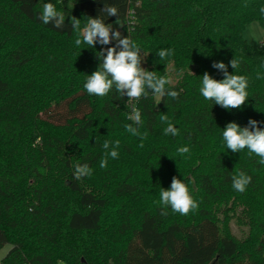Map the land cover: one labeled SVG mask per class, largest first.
Returning <instances> with one entry per match:
<instances>
[{
    "label": "trees",
    "instance_id": "trees-1",
    "mask_svg": "<svg viewBox=\"0 0 264 264\" xmlns=\"http://www.w3.org/2000/svg\"><path fill=\"white\" fill-rule=\"evenodd\" d=\"M45 3L63 12L62 29L45 25ZM118 9L107 15L104 6ZM264 0H0V264H264V165L247 149L232 153L223 141L229 122L249 119L264 129V49L244 36L263 23ZM71 17L121 20L123 35L140 46L141 66L171 80L177 99L147 97L132 103L141 112V141L125 130L127 97L113 88L89 95L87 76L97 53L109 45L76 46ZM160 49L173 55L161 60ZM240 61L232 69L233 58ZM248 78V99L226 110L200 94L202 75ZM167 115L178 129L165 135ZM134 127L137 125L133 124ZM105 140L120 141L118 159L101 168ZM143 143V147L140 144ZM190 153L181 156L180 147ZM92 175L74 178L75 165ZM251 183L241 193L232 177ZM173 176L183 180L199 208L187 216L161 215L159 193ZM245 218L236 238L229 219Z\"/></svg>",
    "mask_w": 264,
    "mask_h": 264
},
{
    "label": "clouds",
    "instance_id": "clouds-1",
    "mask_svg": "<svg viewBox=\"0 0 264 264\" xmlns=\"http://www.w3.org/2000/svg\"><path fill=\"white\" fill-rule=\"evenodd\" d=\"M259 11L264 14V6ZM107 17L118 16V9L114 6L106 5L101 10ZM39 19L45 24H53L56 29H62L65 26L66 17L63 12H60L52 3H45L39 15ZM117 19V21H118ZM72 29L78 34L75 40L77 47L81 43L87 44L89 48H95L96 44L109 45L115 39L117 43L113 47H108L97 53V58L100 64L94 72L87 76L84 83V88L89 95L98 97L107 96L113 88L119 93L120 97H127L131 107V113L127 119L137 125L125 124V130L137 136L143 141L147 138V132L141 133L139 126L143 124L141 112L135 106L133 101H139L142 97H147L149 92L159 99L165 96L177 99L179 92L169 90L166 85L171 83V80L166 76H157L155 71H148L141 66V49L138 44L132 41L129 36L121 38L120 32L113 31L111 24H106L101 17H88L86 23L81 26V20L71 17L70 20ZM119 24V23H117ZM250 35L258 44L264 46V27L259 23L250 26ZM173 55L172 49H160L157 52L159 59L163 60ZM232 69L236 70L239 67L240 61L235 57L229 62ZM213 68L218 69L223 74V79L217 80L205 72L202 75L200 94L206 99L213 101L215 105L226 110L240 109L248 99L247 88L249 86L248 78L243 75L230 74L228 65L224 62H214ZM260 73L257 74V79H262ZM160 120L167 124L164 129L165 135L176 136L179 134L178 129L171 123L169 117L160 116ZM260 122L249 119L247 126L241 127L236 122H229L223 128L222 137L227 149L232 153H240L247 149L248 155L253 154L259 157L258 163L264 165V129L258 125ZM120 141L114 142L105 140L102 147L105 150L104 158L100 161V167H107L108 157L112 159L119 158L118 148ZM143 147V143L140 144ZM178 153L181 156L190 153V148L187 146L180 147ZM92 168L88 164L75 165L74 178L80 180L84 177L92 175ZM251 183V177L243 171L232 177V187L243 193L247 186ZM159 205L161 206V215L167 216V209L170 208L173 213L187 216L190 212L196 211L199 208L198 202L193 198L187 184L173 176L171 185L168 189L162 188L159 193Z\"/></svg>",
    "mask_w": 264,
    "mask_h": 264
},
{
    "label": "rangeland",
    "instance_id": "rangeland-1",
    "mask_svg": "<svg viewBox=\"0 0 264 264\" xmlns=\"http://www.w3.org/2000/svg\"><path fill=\"white\" fill-rule=\"evenodd\" d=\"M109 24L113 26V31L118 30L120 33L122 32L123 35V22L121 20H116ZM229 228L236 238L242 239L247 234L248 224L246 223L245 218L243 216L235 215L229 219ZM11 247V244L6 243L0 248V260L8 253Z\"/></svg>",
    "mask_w": 264,
    "mask_h": 264
},
{
    "label": "crops",
    "instance_id": "crops-1",
    "mask_svg": "<svg viewBox=\"0 0 264 264\" xmlns=\"http://www.w3.org/2000/svg\"><path fill=\"white\" fill-rule=\"evenodd\" d=\"M255 23H259L262 27H264V22L263 23L252 22V23H250L249 25L246 26V29L244 30V36L248 40V42L251 43L252 45H255V46H258V47H261V48L264 49V46H261L260 44H258L256 42V40L252 37V35H250V32H249L250 26L255 24Z\"/></svg>",
    "mask_w": 264,
    "mask_h": 264
},
{
    "label": "water",
    "instance_id": "water-1",
    "mask_svg": "<svg viewBox=\"0 0 264 264\" xmlns=\"http://www.w3.org/2000/svg\"><path fill=\"white\" fill-rule=\"evenodd\" d=\"M120 34H121V37H122V32ZM114 41L117 43V41L115 39H114Z\"/></svg>",
    "mask_w": 264,
    "mask_h": 264
}]
</instances>
